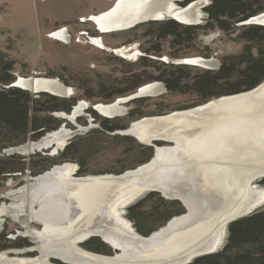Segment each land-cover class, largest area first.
Masks as SVG:
<instances>
[{"label": "rangeland", "instance_id": "1", "mask_svg": "<svg viewBox=\"0 0 264 264\" xmlns=\"http://www.w3.org/2000/svg\"><path fill=\"white\" fill-rule=\"evenodd\" d=\"M117 1L118 0H0V50L7 52V57L9 59L13 58L16 60L13 70L15 73V80L19 77H33L34 79L35 77L57 78L62 84L70 88L68 94L65 93V96H72L78 99L70 112L56 111L52 113V116L56 118L59 116H66L68 119H66L65 124H61L58 128L44 133L37 140L28 138L21 144L8 146L3 150L0 148L1 158H6L8 155H13L15 157L10 160V163L8 162V165L17 168V166H21L23 162L21 158H25V160L28 161L32 154L40 151L51 157L61 158L45 171L50 170L55 165L65 163L74 165L73 171H70V175H72L71 179H77L76 177L87 175L118 176L150 162L155 155L153 154L152 158L147 162L133 167L139 159L134 149L136 147V142H139L138 140L144 142V140L135 137L136 134L124 132L127 131V128L132 127L131 124L133 122L142 120L145 117L155 118L166 116L174 111H188V109L200 107L206 103H220L224 97H234L249 91L247 90L231 95L214 96L209 98L210 100L206 102L199 103L201 102L200 96L196 91H193L191 88L189 89V85L185 86V82H192L195 77L201 76L204 69L218 70L224 61H229V58L231 61L234 60V62L238 63L239 61L242 63L243 60L247 58L258 56L260 52L264 58V44L259 46L258 43L250 42L247 48L245 47L246 43L244 40L246 39L245 30L249 25H264V22L244 24L243 22L246 19L236 22V20L230 17L224 18V16L218 20L209 19L206 7L212 0H202L205 7H200V5V8L195 9L197 11L196 16H199L198 19H195L197 21L186 23L198 24V26L206 24L209 28L191 29V32L184 31L182 36L187 38V41H184L182 44H172L170 42L171 36L158 38L152 35H145L149 30H154V26H157V24L160 25L169 18L180 20L173 14H166L157 18L162 21H158L156 24H148L150 20H145L140 23L138 22V24L135 23L136 25L132 24L128 27L101 32V29H98V26L94 22V19H91V16L98 15V12L108 8L112 4L110 8L114 7L116 4L115 8L117 10L121 6L116 3ZM187 1L188 0L174 1L175 3H172L173 11L185 5ZM122 3L123 2H121V4ZM176 4L179 7H177ZM182 9L184 8H181V10ZM89 14L92 15L89 17ZM250 22L253 21L250 19ZM62 27H66L67 33L70 34L67 39L65 37L62 38V34H60V37L56 36V38L51 36L50 33L52 31ZM95 36L102 38L105 47L98 46L97 44L100 43L92 40V37ZM151 47L155 48V51L147 50V48ZM259 49H262V51ZM242 52H244L243 57H238ZM142 54L144 57L141 56ZM133 55H136V58L132 57ZM196 56L213 58L216 60V64L206 68L201 64L187 62L186 64H192L193 66L191 65L192 68H185L184 73H182L183 78L180 85L185 92H170V90L166 88L164 81L158 77L161 74L163 76L168 74L167 64L161 61L162 58L167 60L170 58V62H181L182 60L185 62L184 59L186 60V57ZM232 57L234 58L232 59ZM239 66L243 67L244 63ZM148 77L152 78L150 82H160L163 87L157 93L140 94L141 97L147 100L144 104L145 107L137 109L158 113L156 115L147 114L146 116L133 120L128 125L131 121L128 111L136 106L130 104V100L126 102L122 101L120 104L124 106L125 109L123 111L125 112L121 115L113 116L114 121L107 122L109 125L124 124L128 127L116 131L107 130L106 127L102 125L101 120L102 118L108 117H104L103 114L95 111L92 105L96 103H112L125 96H119L112 102H107L98 95L110 94L122 88L125 83H130L132 80H144ZM25 88L28 87L25 86ZM1 89L3 88L1 87ZM29 89L31 90H28V92L32 96H35L37 92L41 91L49 92L46 90L34 91L32 88ZM84 94L89 97L87 98ZM253 99H242L226 106L229 111H233L234 109L238 110V108L243 106L238 112L245 113L246 110L249 113H246L248 116L241 115L238 117L241 120H234L231 119V117H227L226 120L223 119V121H220L222 119L220 118V122L227 121V123L220 124L219 128L216 129L217 133L215 136L217 139L196 135L195 137L191 136L193 138L190 139L177 136L173 138L177 139L173 140V142L153 139L149 143L145 142V144L148 145L151 143L154 144V153L156 152L155 146L170 149L169 154L160 159L161 162L156 167L157 169H155L156 175L159 173L165 175L166 172V174L169 175L168 180L170 182H181L182 176L185 174L184 170L186 167L188 169V165L191 166L189 168H192V166L197 168L196 170L192 168V175L185 177L190 181L193 180V177H200L199 172H201V169L209 174L220 170L219 172H221L222 176H225V180L228 182L229 191L233 195L238 196L239 199L242 198L243 202H246V200L249 201L250 199L252 200L259 193H263L264 195V184L261 182L264 176L253 175L256 171L255 169L261 165L260 163L264 164V146L259 149H254L252 143L248 146L247 152L249 162H246L243 166L241 163H236L237 166H242L241 172L239 173L236 172L235 174L233 172L234 167L232 166L228 169H221L223 167L221 166L220 168V165H217V161L221 160L219 158L221 155L217 152L218 147L220 150H223L224 155H229L233 150H236V148H242L240 144H242L243 141L241 142V140L247 135L246 131L249 130L250 124L252 131L249 132H251V135L254 134L253 136L257 138L260 137L261 140L264 141V93L261 94V96H255ZM80 101H85V104L82 108L78 109L80 111L76 113L74 117H70L69 114L73 112L76 106L80 105ZM89 109L94 110L99 118L96 119ZM222 109L224 108H218L215 111ZM243 109L245 110L243 111ZM189 111L186 112L187 116ZM236 111L232 112V114H237ZM180 119L181 118H179V120ZM137 128H139V124ZM153 129H155V127L151 128V130ZM58 130L64 132L62 138H58L60 140L49 134L54 131L57 132ZM137 132L139 135H142L140 129L139 131L137 130ZM60 134L63 133H59L58 135ZM123 135L128 136L129 139L123 140ZM234 138L235 140L230 141ZM216 140L217 142L215 143ZM246 140L247 138H245V141ZM70 141H72L71 146L64 152L66 145ZM50 142H52L51 146L41 148V150H39L40 147L36 149L35 147L31 148L33 144L46 145ZM60 142H62V145H60ZM239 142L241 143L239 144ZM198 143H206V145H212L213 147L207 150L199 146L196 147L195 153L192 154ZM228 144L231 145V147H228ZM192 145L193 147L190 148L191 153H189L187 149ZM54 149L57 150L54 151ZM186 151L188 153H186ZM230 155L233 157L232 155H235V153ZM220 162H229V160L223 157ZM172 165L174 168H172ZM80 166L81 169L79 168ZM120 169H124L125 172L117 173ZM80 170H82V172H80ZM44 172L32 175L28 170L25 172H21L18 169L13 172H4L0 170V264H11V259L13 258L22 259V262L18 264H98L96 261H116L118 258V261L122 262V256L120 255H124L123 251L121 254V250L116 249L113 244L109 243L97 232L90 233L88 236L75 241V246L74 243L72 244L73 239L71 237L73 234H77L75 232L76 228L72 227L73 234H71V236L68 234L65 226L67 222H71L76 215L80 214V210L75 212L78 214H75L71 209H68L71 207V204L77 207V204H74V200H72L73 203L69 202V207L67 208L65 202H56L51 197V194L55 192L53 188L47 191L45 190L41 196L35 199V192L31 193V187H28L29 189L27 192L26 190L24 192L22 191L21 187L36 183L38 181L37 177ZM248 176H250V179H246ZM62 179L63 177H60L58 181ZM109 180L110 178L107 179L106 177L104 179L106 184L111 183ZM185 184L187 187H197V184L190 183L189 181H185ZM151 189L152 188L144 189L134 195L129 199L128 203L120 208L122 211L121 218L126 221L130 228H134L135 232L139 233L136 230L131 216L138 215L139 217L138 213L140 210L148 209V202H155L158 206H161L162 203L158 200L160 197L164 200H176L178 201V205L173 209L169 208L165 212H160L157 216L150 217V219L146 220V223L143 221L142 227L147 228L148 226H154L155 229H157L154 231L156 233V231L158 232V230L167 225L171 217L176 216L177 218H182L191 216L189 207L186 203L187 201H184L185 204L183 200H180L183 199L181 195L170 194V197H179L180 199L170 198L164 195L162 188ZM150 191L158 192V195L148 198L147 193ZM115 192L116 194L119 193L117 191ZM111 195L112 192L110 196ZM204 195L205 194L202 193L200 194L197 206L193 208V212L197 207H200L203 216L204 213H207L208 216L211 212L208 211V209L210 206L214 205L216 198L210 193L207 194L209 196ZM45 196H49V200H46ZM253 201L254 199L252 202ZM138 202H141L140 205H137ZM253 207V210L264 207V199ZM50 208L55 210L52 215L46 211ZM172 210H174L173 214L167 218V215ZM54 214H56V216H53ZM108 215H110V213ZM48 220L49 223H47ZM46 224L47 228L57 225L55 227L56 230L50 227L51 229L49 228V231H47L48 229H45ZM228 224L225 227L222 242L214 252L218 251L225 244L228 236ZM177 228H174V230ZM219 229L220 228L216 231ZM81 230L85 229L82 228ZM94 234H96V236ZM97 234L100 236H97ZM139 235L148 237L151 233L149 235H142L139 233ZM92 238H97L96 240L104 244L103 247H101V251L104 250L103 252L91 249L92 245L98 249V244H94ZM89 240L92 241L88 242ZM70 248L75 251L73 255L74 260L65 259V256L60 255L68 252ZM85 251L109 256L111 258H99L97 255L89 254ZM131 254L133 258H138L136 252ZM195 257H193L191 261ZM172 258H175V256ZM165 260L166 259H164V261ZM169 262L171 261L166 260L163 264H169ZM185 262L186 259H183L180 261V264H185ZM157 263L161 264L162 262L157 259Z\"/></svg>", "mask_w": 264, "mask_h": 264}, {"label": "bare ground", "instance_id": "2", "mask_svg": "<svg viewBox=\"0 0 264 264\" xmlns=\"http://www.w3.org/2000/svg\"><path fill=\"white\" fill-rule=\"evenodd\" d=\"M174 1L176 0H118L116 3L121 6L117 10L115 8V4L114 7L110 8L109 10L103 11L98 15H92L91 19L93 18L94 22H96L100 29L103 31L128 27L132 24L148 19H157L166 14H173L185 23L195 22V19H198L199 16H196L197 11L195 9L200 8L199 6L203 5L200 0L194 1V3L191 2L193 4L190 3L189 5L182 7L184 8L182 10L181 7H179L177 10H174L175 12L173 11L172 4L175 3ZM121 2L123 3L121 4ZM259 14H257L256 16L253 15L255 17L251 16L247 18L248 20L245 21V24L264 22V12ZM250 19L253 22H250ZM55 36L60 37V32L56 33ZM63 37H65V35H63ZM98 39L99 38L96 36L93 40L98 41ZM135 56L136 55H133L132 57ZM184 61L193 64H201L206 68H209L208 66L216 64L215 59L201 56L189 58L186 57V60L184 59ZM14 82L15 83H13V85L15 86H23L22 88H25L26 86L28 88L25 89L32 88L34 91L46 90L52 94H58L60 96H65V93L68 94L70 89L68 86L62 84L59 80H57V78L35 77L34 79L33 77H19L18 80H15ZM260 85L241 95L237 94L238 96L234 97H224V99L220 103L211 102V104L206 103L205 105H202L200 107L188 109V111L190 110L188 116L186 115V112L188 111L184 110L174 111L169 115L159 116L155 118L145 117L142 120L133 122L131 124L132 127L127 128V131L124 132L136 134L135 137L144 140L143 143H149L153 138L173 142V140H177L173 139L177 136L190 139L193 138L191 136L195 137L196 135H200V137L204 136L205 138L217 139L215 136L217 133L216 129L219 128L220 124L227 123V121H220H223V119L226 120L227 117H231V119L234 120H241L238 117H240L241 115L248 116V114L246 113H249L245 109H243V111L245 110V113L238 112V110L243 108V106H241V108H238V110L234 109L233 111H229L226 106L232 102H238L242 99L249 100L255 98V96H261V94L264 93V81ZM162 87L163 85L160 82H150L142 85L139 88L138 92L139 94L157 93L162 89ZM121 99L122 98H119L112 103H96L92 105V108L107 117L121 115L125 112L123 111L125 109L124 106L120 104L122 102ZM79 104L80 105L76 106L73 112L69 114L70 117H74V115H76V113L80 111L78 109L82 108L85 103L84 101H80ZM218 108L224 109L215 111ZM234 111H236L237 114H232V112ZM179 118L181 119L179 120ZM220 118L222 119L220 120ZM138 124L139 128H137ZM154 127L155 129L151 130V128ZM250 127L251 124L248 128V131L242 130L246 131L247 135H245V138H247V140L245 141V138L243 137L241 140V142L243 141V143L240 144L241 142H239L242 148L239 146H235L239 148H236V150H233L232 153H230H235V155H232L233 157H231L230 154L224 155L223 150H220L218 147L217 152L221 155V157H219L221 159L220 161H222L223 157L226 158V160H229V162L217 161V165H220V168L221 166L223 167L221 169H228L232 166L234 167L233 172L235 174L236 172H241L240 170L242 169L243 164L249 162V156L247 152L248 146L251 143L254 149H259L264 146V141H262L260 137L257 138L253 136L254 134L251 135V132H249L252 131ZM139 129L141 130L142 135L138 134L137 130L139 131ZM59 133L63 134L58 135ZM49 134L58 139L62 138L64 132L62 130H58L57 132L54 131ZM233 140H235V138L231 139L230 141ZM216 142L217 140L215 141V143ZM60 145H62V142H60ZM205 145L206 143H198V145L195 146L192 154L195 153L196 147L202 146L203 149L205 148L207 150H210L211 147H213L212 145ZM41 146H44V144H33L31 145V148L35 147L36 149L37 147L39 148ZM192 147L193 145L187 149L189 153H191L190 148ZM228 147H231V145L228 144ZM155 149V155L150 162L118 176L87 175L76 177L77 179H71L72 175H70V171H73L74 165L64 163L65 165L61 164L53 166L50 170L45 171L43 174H40L37 177L38 181L36 183H32V185L26 187L23 186L21 187V189L23 192L25 190L27 192L29 189L28 187H31V193L35 192V199L36 197L38 198L39 196H41V194H43L45 190L47 191L50 188H53L55 192L52 193L53 195L51 194V197L56 202H65L67 208L69 207V202L73 203L72 200H74V204H77V207L73 206V204L70 203L71 207H69L68 209H71L74 213L80 210V214L75 213L78 215H76V217H74V220H72L71 222H67L65 226V229L67 228L68 234L70 235L73 234L72 227L76 228L75 232L77 234H73V236L71 235V238L73 239H71L72 244L74 243L75 246V241L88 236V234L90 233L97 232L109 243L113 244L116 249L121 250V254L122 251L124 253V255H120L122 256V262H119L118 258L116 261H96L98 264H158L157 259L158 261L160 260L162 262L161 264H163V262H165L166 260L171 261L169 262V264H180V261L186 259V264L187 262H189L188 260L197 256L198 254L209 253L216 250L218 245L222 242L226 225L233 218L241 215V213H247L246 211L253 210V206L264 199L263 193H259L255 198H253L255 203L254 201L252 202L253 199L243 202L242 198L239 199L238 196L233 195L229 191V185L227 184L228 182H226L225 176L221 175V172H219L220 170L215 173L209 174L205 173V171L201 169V172H199L200 177H193L192 182L185 177L192 175V168H194L195 170L197 168L193 166L192 168H189L191 166L188 165V169L186 167V169L184 170L185 174L182 176L181 182H170L168 180L169 175H167L166 172L165 175H161L160 173V175H156L155 173V169H157L156 167L161 162L160 159L163 156L169 154L170 149L157 146H155ZM56 150L57 149H54V151ZM187 151L186 153H188ZM237 162L241 163L242 166H237ZM260 164L261 165H259L255 169L256 171L253 173V175H261V173L264 172V164ZM172 168H174V166ZM60 177H63V179L58 181ZM105 177L107 179L110 178L109 181L111 183L106 184L104 181ZM246 179H250V176H248V178ZM185 181L195 183L197 184V187H187ZM150 188H152L151 190L162 188V192H164V195L168 197H170V194H175L178 196L181 195L183 199H180L179 197L170 198H177L183 200V202L187 201L186 203L189 207L191 216H186L187 218H177L176 216L172 217L167 222V225L164 228L162 227L160 230H158V232H153L148 237L140 236L139 233L134 231V228H130L126 221L121 218L122 211L120 208L124 204L128 203L131 197L143 191L144 189ZM115 191L119 193L116 194ZM111 192L113 196H110ZM201 193L205 194L204 196H209L207 194L210 193L213 195V197L216 198L214 205L210 206L208 209V211H211L208 216L207 213H204L203 216V212L200 207H197V209H195L193 212V208L197 206L199 200L198 198H200L199 196ZM45 199L49 200V196H45ZM46 211H48L50 215H52L55 210L50 208ZM109 213L110 215H108ZM53 216H56V214H54ZM47 223H49V220ZM50 227L56 230L54 226ZM50 227L47 228L46 224L45 229L47 228V231H49ZM82 228L85 230H81ZM174 228L177 229L174 230ZM218 228L220 229L216 231ZM133 252H136L138 254L137 259L133 258V255L131 254ZM86 253L95 254L99 258H111L109 256H103L101 254L93 252ZM74 254L75 251L70 248L68 252L60 255L65 256V259H73ZM173 256H175V258H172ZM87 259L90 260L89 258ZM164 259L166 260L164 261ZM11 260V264H18L19 262H22L21 258H13Z\"/></svg>", "mask_w": 264, "mask_h": 264}, {"label": "trees", "instance_id": "3", "mask_svg": "<svg viewBox=\"0 0 264 264\" xmlns=\"http://www.w3.org/2000/svg\"><path fill=\"white\" fill-rule=\"evenodd\" d=\"M206 10L209 14V19L218 20L224 16V18L230 17L239 22L263 12L264 0H212L206 7ZM158 21L162 20H150L148 24H156ZM260 25L252 24L247 27L245 30L246 39H244L246 43L245 47L248 48L250 42L258 43L259 46L264 44V25ZM154 27V30H149L145 35H152L158 38L171 36L170 42L172 44H182L184 41H187V38L182 36L184 31L191 32V29L209 28L206 24L198 26V24H187L173 18H169ZM147 50L155 51V48L151 47L147 48ZM259 50L262 51V49ZM243 55L244 52L239 54L238 57L241 58ZM141 56L144 57L143 54ZM170 60V58L169 60L162 58L161 61L167 64L168 74L166 76L161 74L158 77L164 81L166 88L170 92L184 93L185 90L180 85L183 78L182 73H184L185 68L191 67L192 64H186L187 62L183 61L170 62ZM242 63H244V66L240 67L239 65ZM242 63L239 61L238 63L234 62V60L231 61L229 58V61H224L218 70L204 69L201 76L195 77L192 82H185V86L189 85V89L191 88L198 93L201 101L199 103L206 102L214 96L231 95L253 89L264 80V58L262 57V53L260 52L256 57L247 58ZM15 64V59H9L7 52L0 50V148L2 150L8 146L21 144L28 138L37 140L44 133L58 128L63 122H66V119L60 116L56 118L52 116V113L56 111L70 112L73 105L78 101L76 97L60 96L45 91L37 92L35 96H32L28 92L29 89L12 85L15 80V73L13 72ZM151 79L148 77L144 80H132L110 94L98 96L104 98L107 102H112L119 96H127L136 92L138 88L150 82ZM84 96L89 97L85 94ZM146 100L140 96L129 101L130 104L136 107L128 111V115L131 117L128 125L133 120L147 114L156 115L158 113L137 109L145 107ZM89 110L96 119L99 118L95 112L96 110ZM113 118H102L101 123L107 130L116 131L128 127L124 124L109 125L107 121H114ZM122 139L126 140L129 138L123 135ZM71 142L66 145L64 152L71 146ZM153 147V145H148L141 141L136 142L134 149L139 159L133 167H137L150 160L154 154ZM12 158L15 157L13 155H8L6 158L0 157V170L4 172H13L16 169L21 172L28 170L30 174L37 175L61 159L51 157L39 151L32 154L28 161L25 158H21L23 162L21 166H17L16 168L15 166L8 165V162L10 163ZM79 168L81 169V166ZM123 171L124 169H120L117 173ZM261 182L264 184V177L261 179ZM154 195H158V192L150 191L147 193L148 198ZM158 200L161 201V206H158L155 202H148V209L140 210L138 213L139 217L138 215L131 216L136 230L142 235H149L157 230L154 226L142 227L143 221L146 223V220L150 219V217L157 216L160 212H165L169 208L173 209L178 205V201L176 200H164L162 197ZM140 203L138 202L137 205H140ZM173 211L167 215V218L173 214ZM96 239L92 238L94 240L93 243L98 244V249L93 245L91 249L101 251V247L104 244ZM188 264H264V207L253 210L249 214L229 222L228 236L223 247L216 252L213 251L212 253L209 252L196 256Z\"/></svg>", "mask_w": 264, "mask_h": 264}, {"label": "water", "instance_id": "4", "mask_svg": "<svg viewBox=\"0 0 264 264\" xmlns=\"http://www.w3.org/2000/svg\"><path fill=\"white\" fill-rule=\"evenodd\" d=\"M191 1H192V0L187 1V2L185 3L184 6L189 5V4L191 3ZM200 7H204V5H201ZM247 20H248V19H246L245 21H247ZM245 21L243 22L244 24L246 23ZM13 83H14V82H13ZM13 83H12V85H13ZM138 90H139V88H138ZM138 90H137L136 92L132 93V94H129V95L123 97V98H122V101H123V102H126V101H129V100H131V99H133V98H135V97H139V96H141V95L139 94ZM55 95H58V94H55ZM62 117H63L64 119H68L66 116H62ZM62 124H65V122H63ZM153 140H161V139L153 138ZM51 145H52V143L46 144V145H44V146H41V147L39 148V150H41V148H47V147H49V146H51ZM65 145H66V144H65ZM65 145H64V146H65ZM150 145H153V146H154V144H152V143H151ZM257 176H264V172H262L261 175H257ZM250 211H252V210H250ZM250 211H246V212L248 213V212H250ZM247 213H241V215H239V216L233 218L231 221H233V220L237 219L238 217H240V216H242V215H245V214H247ZM231 221H230V222H231ZM202 254H206V253H202ZM202 254H198L197 256L202 255ZM191 259H192V258H191ZM191 259L188 260V261H191Z\"/></svg>", "mask_w": 264, "mask_h": 264}, {"label": "flooded vegetation", "instance_id": "5", "mask_svg": "<svg viewBox=\"0 0 264 264\" xmlns=\"http://www.w3.org/2000/svg\"><path fill=\"white\" fill-rule=\"evenodd\" d=\"M177 1H179V0H177ZM194 1H199V0H192L191 2H194ZM201 1V3H202V0H200ZM204 5V4H203ZM176 6H177V4H176ZM177 7H179V6H177ZM182 7H184V5L182 6ZM181 7V8H182ZM90 17V16H89ZM148 20H160V19H148ZM147 21V20H146ZM179 21V20H178ZM197 21V20H196ZM195 21V22H196ZM180 22H182V21H180ZM96 23V22H95ZM140 23V22H139ZM185 23V22H184ZM138 24V23H137ZM96 25L98 26V24L96 23ZM133 25H136V24H133ZM98 29L100 30V27L98 26ZM112 30H115V29H109V30H105V31H103V30H101V32H108V31H112ZM60 34H62V38H63V35H65L64 33H63V31H60ZM96 37V36H95ZM95 37H92V40L95 38ZM98 37V36H97ZM99 39H98V41L100 42V43H103V41H102V38L101 37H98ZM98 46H102V47H105V45H104V43L103 44H97ZM135 58H136V56H135ZM18 80V79H17ZM17 85V84H16ZM84 103H85V101H84ZM87 103V102H86ZM95 236H96V234H94ZM97 236H99V235H97Z\"/></svg>", "mask_w": 264, "mask_h": 264}, {"label": "built area", "instance_id": "6", "mask_svg": "<svg viewBox=\"0 0 264 264\" xmlns=\"http://www.w3.org/2000/svg\"><path fill=\"white\" fill-rule=\"evenodd\" d=\"M60 31H63V32L65 33V38H66V39L70 36V34L67 33L66 27H62V28H60V29H56V30L52 31L50 34H51V36H53V37L56 38L55 34L58 33V32H60ZM57 38H58V37H57ZM63 38H64V37H63Z\"/></svg>", "mask_w": 264, "mask_h": 264}, {"label": "crops", "instance_id": "7", "mask_svg": "<svg viewBox=\"0 0 264 264\" xmlns=\"http://www.w3.org/2000/svg\"><path fill=\"white\" fill-rule=\"evenodd\" d=\"M112 5H113V4H112ZM112 5H110L108 8H110ZM108 8H106V9H104V10H102V11L98 12V13H101V12H103V11L107 10ZM93 14H97V13H93ZM91 15H92V14H89L88 16H91ZM47 31H48V30H47ZM47 31H46V32H47ZM46 32H45V33H46Z\"/></svg>", "mask_w": 264, "mask_h": 264}]
</instances>
